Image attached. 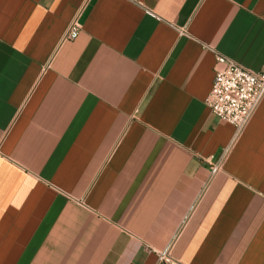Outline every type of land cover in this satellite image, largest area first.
<instances>
[{
    "label": "crops",
    "instance_id": "obj_1",
    "mask_svg": "<svg viewBox=\"0 0 264 264\" xmlns=\"http://www.w3.org/2000/svg\"><path fill=\"white\" fill-rule=\"evenodd\" d=\"M216 56L264 69V0H0V264H264V97L215 118Z\"/></svg>",
    "mask_w": 264,
    "mask_h": 264
},
{
    "label": "built area",
    "instance_id": "obj_2",
    "mask_svg": "<svg viewBox=\"0 0 264 264\" xmlns=\"http://www.w3.org/2000/svg\"><path fill=\"white\" fill-rule=\"evenodd\" d=\"M78 29L72 24L67 37ZM264 97V69L257 73L247 71L232 60L216 56L214 80L204 102L210 113L232 126L239 135L249 123Z\"/></svg>",
    "mask_w": 264,
    "mask_h": 264
}]
</instances>
